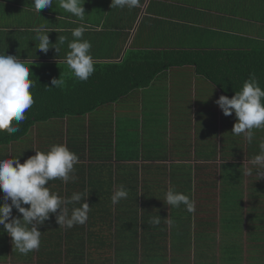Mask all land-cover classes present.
<instances>
[{"label": "crops", "instance_id": "obj_1", "mask_svg": "<svg viewBox=\"0 0 264 264\" xmlns=\"http://www.w3.org/2000/svg\"><path fill=\"white\" fill-rule=\"evenodd\" d=\"M111 2L85 0L86 15L80 21L61 9L58 0L39 15L33 11V0H0V54L47 66L50 74L51 67L57 68L56 78L74 83L64 59L73 40L71 30L84 24L83 38L92 45L95 69L121 65L127 55L135 54L131 68L141 74L131 75L137 82L150 79L85 116L35 123L9 147L0 146V159L18 158L23 163L57 141L78 146L79 156L86 151V158L75 165L74 182H49L51 191L61 196L83 192L90 202L87 222L63 227L62 232L64 254L66 242L80 237L83 264H235L224 242L240 245V259L248 255L252 233L264 242V178L258 179L255 171L248 174L264 130H254L251 144L233 135L235 113L226 116L215 103L223 94L198 72L197 59L211 57L212 50L264 49V0H141V7L131 10L111 8ZM42 24L51 30L53 46L46 54L37 49L33 31ZM59 37H66L63 44ZM167 139L166 147L159 145ZM121 185L129 195L113 205L111 196ZM170 187L189 195L193 212L165 204ZM3 197L0 190V204ZM59 213L57 209L37 225L47 256L38 250L20 254L0 226V264H57L51 261L50 244L55 242ZM21 215L13 208V217ZM158 216L159 225L149 223ZM146 227L155 233L145 235ZM145 243L161 248L154 252ZM126 244H133L130 250Z\"/></svg>", "mask_w": 264, "mask_h": 264}, {"label": "clouds", "instance_id": "obj_2", "mask_svg": "<svg viewBox=\"0 0 264 264\" xmlns=\"http://www.w3.org/2000/svg\"><path fill=\"white\" fill-rule=\"evenodd\" d=\"M53 3L54 0H33V11L39 15L41 10L50 8ZM84 3L85 0H58L61 9L80 21H84L86 15ZM139 7L141 0L111 2V8L131 10ZM86 30L84 24L71 30L73 40L68 43L70 51L64 59V63L80 81H87L96 70L90 51L92 45L83 38ZM33 31L39 41L37 49L46 54L51 45L48 35L51 30L42 24ZM65 39L66 37H59V43L63 44ZM54 47L60 51L57 46ZM31 64L32 61L18 56L0 54V132H7L9 136L20 130L19 125L26 119L27 110L35 103L32 89L36 87V81L30 78ZM51 85L55 88L62 87L64 80L60 77L53 78ZM215 103L224 115L235 113L237 121L232 133L243 136L249 144L255 137L254 130H264V88L254 73L249 75L234 96L229 98L221 95ZM259 149V154L250 161L253 168L248 169V174L255 171L258 179L264 178V141L260 142ZM78 163V155L66 144H54L46 152L37 150L35 155L23 163L18 158L0 159V190L4 194V202L0 204V226L12 238L14 250L23 255L38 250L41 246V231L37 225L44 224L50 214L57 213V209H60L56 217L60 227L70 229L87 222L91 208L85 193L74 192L66 198L51 191L48 186L50 181L57 179L64 183L74 182L77 179L74 174L75 165ZM128 195V190L121 185L111 196L112 204L116 205L122 199H127ZM164 202L174 208L183 205L188 212L194 211V202L189 195L171 187L165 193ZM76 204L80 206L75 207ZM69 205L73 207L70 209ZM13 208L22 215L13 217ZM160 222V216L149 221L152 225H159Z\"/></svg>", "mask_w": 264, "mask_h": 264}, {"label": "trees", "instance_id": "obj_3", "mask_svg": "<svg viewBox=\"0 0 264 264\" xmlns=\"http://www.w3.org/2000/svg\"><path fill=\"white\" fill-rule=\"evenodd\" d=\"M136 56L137 55L135 54L133 57L131 55H127L124 63L121 65L108 63V65H106L103 69H96L87 81H80L75 78L76 82L70 84L64 82V85L59 88L51 87V80L57 77V75H55L57 68L51 67L50 70L52 74H50L47 66L30 65L32 73L30 78L36 81V87L32 89L35 103L29 110H27L26 119L20 123V130L17 133L9 136L7 132H0V146L9 147V144L27 135L31 127L37 122L47 121L52 117H63L66 115L85 116L95 111L99 105L115 102L131 90L147 85L150 81L148 77L137 82L139 79H134L131 75V73H136V71L133 72L131 63L134 64V61L130 60L133 58L134 60H137L138 57L135 59ZM210 58L211 63L209 62ZM197 60L200 61L197 62L198 72L209 78L211 83L214 84L223 95H227L229 98L234 96L235 92L242 88L245 80H247L249 75L253 73L257 77L261 87L264 88V49L246 51L212 50L211 57L202 59L200 56ZM41 68L42 70H39ZM139 69L140 68H138L137 71ZM136 74H141V72H137ZM92 117L93 119H91V121L92 123H95L97 118L94 115H92ZM82 139L84 140V138ZM55 144L61 143L57 141ZM104 146L111 148L112 143H103V147ZM69 148L78 155L79 160L80 158H86V151L83 154H80L81 157L79 156V152L81 150L78 149V146H70ZM87 149V147L84 148V150ZM109 155L112 157V153ZM106 158H109V156L107 155ZM55 181L56 183L61 182L59 179ZM48 186L50 187L51 185ZM51 189L52 186L50 187V190ZM71 195L72 194H69V197ZM81 203H83V201H81ZM173 224H176V222H173ZM172 227L174 229V233H176V225H173ZM64 230L65 229L59 225H57L56 229H54L56 237L54 239V244H50L51 261H56L57 264H61L62 260H69L66 264H83L84 255L79 251L81 248L80 243L78 242L80 237L79 239L71 237L72 241L69 243L66 242L67 252H65V254L62 252V232ZM67 232V235H69V231ZM154 233L155 231L152 228H147L145 235ZM259 236L260 235H257L256 232L252 233V236L249 237V243L247 244L248 255L241 259V253L240 250H238L240 245H231L229 242H224L225 244H222V246L224 251L232 249L229 259L235 264H264V242H260L261 238ZM174 240L175 241L172 245L176 246V237ZM45 245L46 242H44V244L41 243L38 252L41 254L45 253L44 255L47 256L46 254L48 251L47 246ZM132 245L133 244H126V247L128 248H125L130 250ZM82 246H84V244H82ZM145 246H147L145 248L149 250L152 246L154 252L161 248L160 245L156 243L151 244V246L149 243H145ZM123 250L125 249L123 248ZM31 253L32 252H30V254ZM232 253H235V256L232 255ZM64 256L65 259H63ZM41 258L43 257L40 256V259ZM44 261H46V259Z\"/></svg>", "mask_w": 264, "mask_h": 264}, {"label": "rangeland", "instance_id": "obj_4", "mask_svg": "<svg viewBox=\"0 0 264 264\" xmlns=\"http://www.w3.org/2000/svg\"><path fill=\"white\" fill-rule=\"evenodd\" d=\"M211 97H212V96H211ZM134 108H135V109H138V105L135 104V105H134ZM118 109L120 110V112L122 111V108H118ZM167 143H168V139H167V140H162V141L159 143V145H165V147H166ZM232 255L235 256V253H232ZM245 261H246V259H245ZM87 264H88V263H87ZM244 264H245V263H244Z\"/></svg>", "mask_w": 264, "mask_h": 264}]
</instances>
